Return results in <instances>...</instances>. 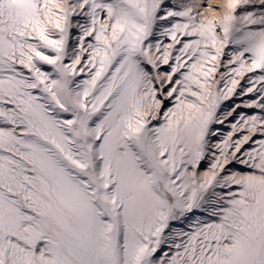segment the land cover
Here are the masks:
<instances>
[{"label": "snow or ice", "instance_id": "snow-or-ice-1", "mask_svg": "<svg viewBox=\"0 0 264 264\" xmlns=\"http://www.w3.org/2000/svg\"><path fill=\"white\" fill-rule=\"evenodd\" d=\"M0 264H264V0H0Z\"/></svg>", "mask_w": 264, "mask_h": 264}, {"label": "rangeland", "instance_id": "rangeland-1", "mask_svg": "<svg viewBox=\"0 0 264 264\" xmlns=\"http://www.w3.org/2000/svg\"><path fill=\"white\" fill-rule=\"evenodd\" d=\"M172 2L173 3H175L176 2V0H172ZM241 97L240 96H236V97H234V99L233 100H231V101H229L228 102V104L225 106L226 108L227 107H230L232 104H238V103H241ZM244 99H247L246 97L244 98ZM241 111H243V112H245V113H251L253 110H251V109H241ZM218 128H219V130H220V132L221 133H223V132H228L229 131V125H223L222 127L221 126H217ZM224 134V133H223ZM233 167L234 168H236V167H239V166H237V165H233Z\"/></svg>", "mask_w": 264, "mask_h": 264}, {"label": "bare ground", "instance_id": "bare-ground-1", "mask_svg": "<svg viewBox=\"0 0 264 264\" xmlns=\"http://www.w3.org/2000/svg\"><path fill=\"white\" fill-rule=\"evenodd\" d=\"M225 125H228L227 123H225ZM224 134H226L227 132L225 131V132H223ZM197 216H199V213H197L196 214Z\"/></svg>", "mask_w": 264, "mask_h": 264}]
</instances>
